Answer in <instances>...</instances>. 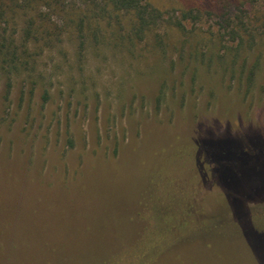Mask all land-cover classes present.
Masks as SVG:
<instances>
[{
    "label": "rangeland",
    "instance_id": "374dc122",
    "mask_svg": "<svg viewBox=\"0 0 264 264\" xmlns=\"http://www.w3.org/2000/svg\"><path fill=\"white\" fill-rule=\"evenodd\" d=\"M148 1L162 18L138 36L89 0L0 19V47L15 39L0 53V264H133L135 198L150 174L186 177L184 148L163 158L186 137L248 147L256 172L218 183L232 217L211 247L196 235L147 264H264V0Z\"/></svg>",
    "mask_w": 264,
    "mask_h": 264
},
{
    "label": "trees",
    "instance_id": "16d2710c",
    "mask_svg": "<svg viewBox=\"0 0 264 264\" xmlns=\"http://www.w3.org/2000/svg\"><path fill=\"white\" fill-rule=\"evenodd\" d=\"M40 1L0 0V19L6 20L8 15L11 19H15L14 15L19 11H29ZM89 2L96 7H101L110 19L113 13L125 12L130 15L131 26L137 36L143 34L162 18V14L148 0H89ZM192 16V12L186 11L182 19H194L195 17ZM36 21L33 16L29 17L24 36L28 41L34 39L38 43L43 40L38 38L42 33V27L36 26ZM3 42L4 44L0 47L2 55L5 50H11V45L7 46L6 42H10L13 46L15 39L4 38ZM15 50L18 49L15 47L12 54H15ZM179 142L173 146L172 150L167 148L169 158L167 156L163 158L166 163L171 162L177 165L175 160L181 159L184 148L186 166L179 164L178 167L186 168V177L165 182L160 175L151 176L150 174L135 198L137 208L135 215L143 219L146 224H143V233L140 235L141 246L127 250L125 254L133 264H147L154 256L161 253H173L177 250L175 245L190 242L196 235L195 239L204 238L206 241L204 245L211 247L218 237L216 231L227 224L222 217L226 215L232 217V213H228L224 208L226 202L218 209V201L211 196L216 194L218 183L228 180L227 177L241 178L256 172L247 167L248 159L251 154L260 153L253 152L248 147L245 150L236 151L234 147L222 142L221 139L202 137L197 139L186 137L185 141ZM188 155H192L191 158ZM160 156L162 157L161 150L150 156L152 160L155 159L154 165H156V159H161ZM162 185H167V188L163 189ZM190 244L194 245L193 242Z\"/></svg>",
    "mask_w": 264,
    "mask_h": 264
}]
</instances>
